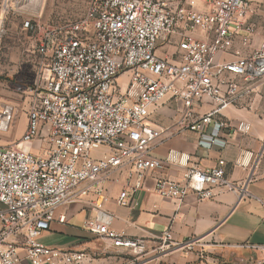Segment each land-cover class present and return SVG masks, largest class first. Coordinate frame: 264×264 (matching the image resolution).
<instances>
[{
    "label": "built area",
    "instance_id": "built-area-1",
    "mask_svg": "<svg viewBox=\"0 0 264 264\" xmlns=\"http://www.w3.org/2000/svg\"><path fill=\"white\" fill-rule=\"evenodd\" d=\"M196 1L202 8L188 6L186 0H90L85 14L74 21L25 20L43 60L38 83L31 88L34 98L25 132L15 144H0V264L23 259L83 264L85 252L49 246L38 237L50 228L59 207L92 193L96 214L85 221V228L114 246L147 251L144 238L111 228L104 205L109 198L106 183L114 173L128 172L130 180L118 198L126 205L128 191L142 188L146 172L159 166L152 150L164 130L150 122L154 107L166 98L181 101L179 123L184 127L201 131L214 122L228 129L233 125L218 116L220 109L250 97L264 79V38L249 56L219 58L231 47L233 35H241L245 45L251 40L256 30L247 20L252 2ZM195 30L211 32L212 38L197 39ZM177 32L176 58L160 56L159 43ZM123 73H129L124 88L118 82ZM204 102L213 108L201 115V122L189 121ZM14 115L12 105L0 108V131L9 129ZM236 129L248 132L251 127L241 122ZM177 156L172 151L167 159ZM252 156L247 152L236 164L245 165ZM179 163L187 166L181 179L155 181L164 198L182 203L190 194L198 201L213 199L217 189L239 197L247 193L248 180L229 178L224 160L213 167H189L181 155ZM17 235L24 236L21 246L9 241ZM156 238L160 248H168L172 230ZM183 245L192 247L190 241ZM247 246L262 250L257 264H264V246Z\"/></svg>",
    "mask_w": 264,
    "mask_h": 264
},
{
    "label": "crops",
    "instance_id": "crops-1",
    "mask_svg": "<svg viewBox=\"0 0 264 264\" xmlns=\"http://www.w3.org/2000/svg\"><path fill=\"white\" fill-rule=\"evenodd\" d=\"M250 1L253 10L247 20L255 24V33L246 45L241 35H233L231 47L219 56L222 61L249 56L264 38V0ZM186 4L199 9L203 6L196 0H186ZM192 34L200 40L212 38L211 32L195 30ZM180 39L177 32L167 42H160L158 54L176 58ZM237 51H240L239 55ZM125 74L127 79L121 85L123 88L129 73L118 78L120 80ZM212 108L211 103L200 104L189 121L201 122V115ZM183 109L181 101L170 98L154 107L150 122L164 130L152 150V156L160 164L146 172L142 188L134 193L128 191L126 205L119 204L118 198L130 180L128 172H116L106 183L109 198L104 211L111 217V228L131 237L144 238L147 243L145 253L114 246L112 241L85 228V221L96 214L93 193L59 207L50 228L38 237V241L85 252L87 258L83 264H257L262 250L247 245L264 246V79L250 97L220 109L218 116L233 125L228 129H222L214 122L201 131L186 128L185 123H179ZM241 122L249 123L250 131L237 130L236 126ZM17 136L19 134L15 133L13 137ZM172 151L178 156L168 160ZM247 152L253 154L246 160L248 163L237 165L236 161ZM181 155L188 158L189 167H213L224 160L229 178L248 180L247 193L239 197L235 192L217 189L213 199L198 201L190 194L182 203L162 197L155 189V181L158 178L181 179L187 168L179 163ZM167 229L172 230L173 243L168 248H160L156 236ZM24 240L22 235L9 239L20 246ZM186 241H190L192 247L184 246ZM200 254L203 257L200 258ZM18 264L32 263L23 259Z\"/></svg>",
    "mask_w": 264,
    "mask_h": 264
},
{
    "label": "rangeland",
    "instance_id": "rangeland-1",
    "mask_svg": "<svg viewBox=\"0 0 264 264\" xmlns=\"http://www.w3.org/2000/svg\"><path fill=\"white\" fill-rule=\"evenodd\" d=\"M89 1L0 0V108L6 104L15 108L9 129L0 131V144L20 141L34 98L31 88L40 78L43 58L37 51L35 37L24 26L25 20L39 19L51 24L74 21L85 14ZM126 79L127 74L118 80L119 84ZM15 133L19 134L16 138ZM34 146L32 149L37 151L38 145ZM95 154L101 155L102 151Z\"/></svg>",
    "mask_w": 264,
    "mask_h": 264
}]
</instances>
